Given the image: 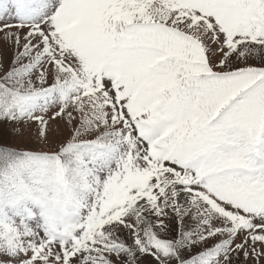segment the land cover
Masks as SVG:
<instances>
[{
  "label": "snow or ice",
  "instance_id": "snow-or-ice-1",
  "mask_svg": "<svg viewBox=\"0 0 264 264\" xmlns=\"http://www.w3.org/2000/svg\"><path fill=\"white\" fill-rule=\"evenodd\" d=\"M0 264H264V0H0Z\"/></svg>",
  "mask_w": 264,
  "mask_h": 264
}]
</instances>
